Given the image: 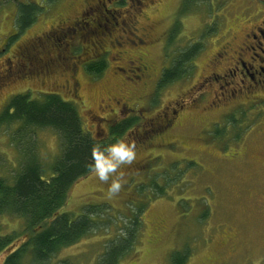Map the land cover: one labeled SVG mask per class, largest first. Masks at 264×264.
I'll use <instances>...</instances> for the list:
<instances>
[{
    "label": "rangeland",
    "instance_id": "rangeland-1",
    "mask_svg": "<svg viewBox=\"0 0 264 264\" xmlns=\"http://www.w3.org/2000/svg\"><path fill=\"white\" fill-rule=\"evenodd\" d=\"M29 1L43 8L21 32L18 7ZM96 1L0 0V118L14 95L55 92L75 101L85 127L100 139L109 138L116 118L132 114L139 120L116 139L136 145L135 159L118 169L121 189L110 193L116 176L104 182L94 171L73 185L62 212H93L95 223L48 264H112L108 246L131 233L135 242L118 264H175L177 252L187 256L184 264H264V103L243 110L248 105L240 102L256 93L242 91L239 76L226 77L223 70L230 56H238L257 4L102 0L93 11ZM131 21L152 27L149 52L141 55L151 71L141 80L119 69H128L138 51L117 46L120 30L109 34L117 22L123 27ZM195 45L182 76L160 87L159 74ZM103 56L108 67L102 76L88 73L86 65ZM43 65L53 71L44 73ZM123 99L133 111L117 104ZM19 126L0 119V175L17 173L25 144L43 162L44 175H52L50 165L62 149L59 133L41 128L21 144ZM0 223L2 234L23 237L25 218L3 214ZM11 249L0 254V264Z\"/></svg>",
    "mask_w": 264,
    "mask_h": 264
},
{
    "label": "trees",
    "instance_id": "trees-1",
    "mask_svg": "<svg viewBox=\"0 0 264 264\" xmlns=\"http://www.w3.org/2000/svg\"><path fill=\"white\" fill-rule=\"evenodd\" d=\"M42 5L35 1L20 2L16 16L18 31H24L35 21ZM173 37L174 32L169 43ZM197 49L196 45L190 47L179 58H175L164 69L159 86H167L178 80L182 76L184 64L191 60ZM107 67L108 61L103 56L98 61L88 63L86 71L99 77ZM6 106L0 119L13 124L19 123L18 129H21L22 136L17 140L21 144L26 143L28 132L36 133L41 128H52L61 137V154L50 165L52 175H44L43 162L29 144L22 147L26 158L16 170L17 173H12L10 177L0 175V217L11 214L26 220L23 237L15 233L2 234L0 223V254L12 248L3 264H24L23 260L27 256L29 264H48L62 247L74 244L93 229V212H84L78 217L62 212L73 185L93 172L90 168L93 163V146L98 143H113L128 133L137 122L132 118L124 119L110 127L109 138L100 139L85 127L75 101L66 100L58 93H41L38 97L30 93L17 94L11 97ZM31 150L33 153L28 154ZM122 240L125 241L123 245L120 244ZM134 242L131 233L120 239L119 244L109 245L112 254V259L109 260L112 264H118L120 257L124 256L123 251ZM117 246L118 250L115 249ZM186 257L177 252L174 263L184 264ZM67 263L68 261L65 264Z\"/></svg>",
    "mask_w": 264,
    "mask_h": 264
},
{
    "label": "flooded vegetation",
    "instance_id": "flooded-vegetation-1",
    "mask_svg": "<svg viewBox=\"0 0 264 264\" xmlns=\"http://www.w3.org/2000/svg\"><path fill=\"white\" fill-rule=\"evenodd\" d=\"M126 1L127 0H121L120 4ZM252 1L257 4V12L253 16V25H251L249 31L245 33L243 46L240 47L239 51L236 52L238 56H230V59L224 63L223 70L226 74V77L229 75L239 76L242 84V91L244 90L247 91V93H256V95L253 96L255 99H251L249 95H247L248 102H240V105H248L244 107L243 110L250 109L253 111L259 104L264 103V0ZM102 2V0H97L95 5L90 6L89 8L93 11H96L97 8L102 5ZM117 2H119V0H117ZM144 16H146V13H144ZM123 24H125V22ZM130 25L131 26L120 27L119 23L117 22L109 34H114V32H112L113 29H115V31L120 30L122 32L121 38L123 40H121L117 46L122 49L126 45H131L130 47L133 48V50L138 51L136 53L137 55L133 58L130 55L132 59H129V63L127 64L128 69L125 67H120L119 69L124 68L125 73L132 72L133 76H129L130 79L141 80L146 78L149 71H151L147 61L145 62L141 55L145 56L149 52L148 44H150V41L148 39V30H150L152 27L147 24H141L140 21H131ZM132 37H134L135 40L132 39ZM90 44L92 45V42ZM145 47L146 50L144 49ZM50 68L51 67H48V65H43V72L51 73L53 70H50ZM159 75L161 78L163 73H160ZM123 77L127 82L126 76L124 75ZM78 86L79 82L76 81L74 83L75 91L78 90ZM117 104H119L124 110L133 111V109L129 106V100L124 101L123 99L122 104L121 101L117 102ZM128 118L136 119V122H139V120H137L138 118L132 114L121 116L118 119H114L115 121L110 123L109 130L112 125H115Z\"/></svg>",
    "mask_w": 264,
    "mask_h": 264
},
{
    "label": "clouds",
    "instance_id": "clouds-1",
    "mask_svg": "<svg viewBox=\"0 0 264 264\" xmlns=\"http://www.w3.org/2000/svg\"><path fill=\"white\" fill-rule=\"evenodd\" d=\"M136 157V145L126 140H117L113 143H98L92 149V161L90 165L92 171L100 181L107 182L112 179L109 192L118 193L122 187L123 172H118L121 165L131 164Z\"/></svg>",
    "mask_w": 264,
    "mask_h": 264
}]
</instances>
